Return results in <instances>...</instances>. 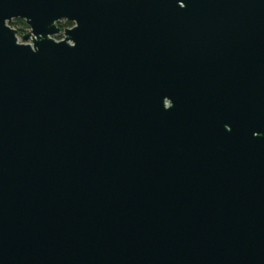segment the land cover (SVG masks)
<instances>
[{"label":"water","instance_id":"water-1","mask_svg":"<svg viewBox=\"0 0 264 264\" xmlns=\"http://www.w3.org/2000/svg\"><path fill=\"white\" fill-rule=\"evenodd\" d=\"M0 264H264V0H0Z\"/></svg>","mask_w":264,"mask_h":264},{"label":"trees","instance_id":"trees-1","mask_svg":"<svg viewBox=\"0 0 264 264\" xmlns=\"http://www.w3.org/2000/svg\"><path fill=\"white\" fill-rule=\"evenodd\" d=\"M10 25L11 27H14L15 29H17V31L20 33H24L27 30V26L25 25V23L19 19L12 21ZM57 26L60 27L61 30H63L66 27H71L72 24L70 22H59ZM60 38L61 37L59 36L58 39Z\"/></svg>","mask_w":264,"mask_h":264},{"label":"built area","instance_id":"built-area-1","mask_svg":"<svg viewBox=\"0 0 264 264\" xmlns=\"http://www.w3.org/2000/svg\"><path fill=\"white\" fill-rule=\"evenodd\" d=\"M10 24H11V23H9L8 25L11 27ZM11 28L17 31V29H15L14 27H11ZM66 28H69V27H66ZM17 32H18V31H17ZM27 32H29V28H28V27H27V30H26L24 33H20V32H18V34L16 35L17 43H21V44H26V43H27V44H30V41H28V42H24V41L22 40V36H23L24 34H26ZM59 36L61 37L60 39H58ZM59 36L53 37V39H55L56 41L61 40V39L63 38L62 34L59 35Z\"/></svg>","mask_w":264,"mask_h":264}]
</instances>
